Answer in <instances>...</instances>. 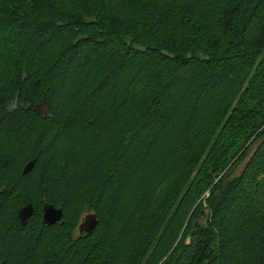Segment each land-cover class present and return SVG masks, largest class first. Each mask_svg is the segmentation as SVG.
Returning <instances> with one entry per match:
<instances>
[{
	"label": "trees",
	"instance_id": "1",
	"mask_svg": "<svg viewBox=\"0 0 264 264\" xmlns=\"http://www.w3.org/2000/svg\"><path fill=\"white\" fill-rule=\"evenodd\" d=\"M0 264H264V0H0Z\"/></svg>",
	"mask_w": 264,
	"mask_h": 264
},
{
	"label": "water",
	"instance_id": "2",
	"mask_svg": "<svg viewBox=\"0 0 264 264\" xmlns=\"http://www.w3.org/2000/svg\"><path fill=\"white\" fill-rule=\"evenodd\" d=\"M42 105L38 106V109L41 108ZM42 109H44L42 107ZM35 111L37 112V108H35ZM34 167V161H31L27 163L22 170V174H28ZM34 213V208L31 204H28L24 207H21L17 211V218L19 220V223L21 226L26 225L27 221L30 219V217ZM63 218V212L62 209H56L53 205L50 204H44L42 207V222L47 226H52L56 223H62ZM85 223L82 225L81 229H79V232H83L86 235H90L95 228L98 225V220L96 216L92 213L86 214L84 216Z\"/></svg>",
	"mask_w": 264,
	"mask_h": 264
},
{
	"label": "rangeland",
	"instance_id": "3",
	"mask_svg": "<svg viewBox=\"0 0 264 264\" xmlns=\"http://www.w3.org/2000/svg\"><path fill=\"white\" fill-rule=\"evenodd\" d=\"M241 168H242V165H240V166L238 167V169L235 170V172L233 173V175H237V174L239 173V171L241 170ZM80 223H81V222H80ZM77 235H78V230L74 232V237H76Z\"/></svg>",
	"mask_w": 264,
	"mask_h": 264
},
{
	"label": "clouds",
	"instance_id": "4",
	"mask_svg": "<svg viewBox=\"0 0 264 264\" xmlns=\"http://www.w3.org/2000/svg\"><path fill=\"white\" fill-rule=\"evenodd\" d=\"M84 223H85V219H84V217H82L81 223L77 225L78 230L81 229V227H82V225H84Z\"/></svg>",
	"mask_w": 264,
	"mask_h": 264
},
{
	"label": "flooded vegetation",
	"instance_id": "5",
	"mask_svg": "<svg viewBox=\"0 0 264 264\" xmlns=\"http://www.w3.org/2000/svg\"><path fill=\"white\" fill-rule=\"evenodd\" d=\"M40 109H42V108H40ZM79 232V231H78Z\"/></svg>",
	"mask_w": 264,
	"mask_h": 264
}]
</instances>
